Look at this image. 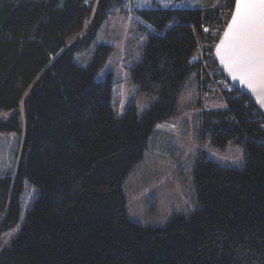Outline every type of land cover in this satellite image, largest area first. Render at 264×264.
<instances>
[{"label": "trees", "instance_id": "trees-1", "mask_svg": "<svg viewBox=\"0 0 264 264\" xmlns=\"http://www.w3.org/2000/svg\"><path fill=\"white\" fill-rule=\"evenodd\" d=\"M125 1L0 0V131L21 141L0 173V264H264V118L236 89L207 94L193 57L235 0L138 10L134 95L100 35ZM184 110L187 134L152 149Z\"/></svg>", "mask_w": 264, "mask_h": 264}, {"label": "rangeland", "instance_id": "rangeland-1", "mask_svg": "<svg viewBox=\"0 0 264 264\" xmlns=\"http://www.w3.org/2000/svg\"><path fill=\"white\" fill-rule=\"evenodd\" d=\"M222 0H126L122 8L115 9L101 28V37L111 39L115 47L124 56L126 74L122 77V89L127 95L138 93L130 79V69L140 47L145 42L141 29L145 23L137 16V11L150 8L196 9L205 6L219 7ZM111 70V69H110ZM117 74L122 69H114ZM193 112L185 111L169 121L175 128L172 132L155 127L151 147L157 152L170 153L178 140L187 134L186 118ZM193 118V117H192ZM8 116L0 112V120ZM21 141L17 132L0 131V173L10 174L19 166ZM5 218V212L0 210V222Z\"/></svg>", "mask_w": 264, "mask_h": 264}, {"label": "snow or ice", "instance_id": "snow-or-ice-1", "mask_svg": "<svg viewBox=\"0 0 264 264\" xmlns=\"http://www.w3.org/2000/svg\"><path fill=\"white\" fill-rule=\"evenodd\" d=\"M228 36L233 44L229 66L251 87L264 82V0H237Z\"/></svg>", "mask_w": 264, "mask_h": 264}, {"label": "built area", "instance_id": "built-area-1", "mask_svg": "<svg viewBox=\"0 0 264 264\" xmlns=\"http://www.w3.org/2000/svg\"><path fill=\"white\" fill-rule=\"evenodd\" d=\"M233 16V9H222L219 11L218 18L211 26L203 27V38L197 39V46L193 57L199 61L207 72L210 79L206 86V93H217L220 96L232 93L235 88L223 75L215 59V51L219 40L225 34ZM212 105L210 102L205 109L209 110Z\"/></svg>", "mask_w": 264, "mask_h": 264}, {"label": "water", "instance_id": "water-1", "mask_svg": "<svg viewBox=\"0 0 264 264\" xmlns=\"http://www.w3.org/2000/svg\"><path fill=\"white\" fill-rule=\"evenodd\" d=\"M236 4L237 0H235L234 3L233 16L236 12ZM233 16L225 34L218 42L215 51V59L223 75L228 79V81L234 86L237 91L245 95L254 104L258 113L264 118V82L256 81L250 87L247 81L240 78L239 72L235 71L232 67L229 66L230 57L232 59H236L232 49L233 41L231 37L228 36V33L232 31V29H230V26L232 25ZM157 127L169 132H172L175 128V126L170 124L169 122L159 124Z\"/></svg>", "mask_w": 264, "mask_h": 264}]
</instances>
